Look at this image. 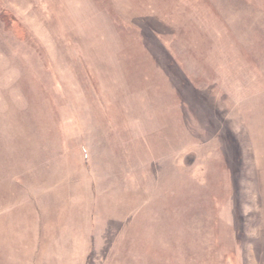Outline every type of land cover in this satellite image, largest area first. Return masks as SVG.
Returning <instances> with one entry per match:
<instances>
[{"label": "rangeland", "instance_id": "rangeland-1", "mask_svg": "<svg viewBox=\"0 0 264 264\" xmlns=\"http://www.w3.org/2000/svg\"><path fill=\"white\" fill-rule=\"evenodd\" d=\"M247 2L0 0V264H264Z\"/></svg>", "mask_w": 264, "mask_h": 264}, {"label": "crops", "instance_id": "crops-1", "mask_svg": "<svg viewBox=\"0 0 264 264\" xmlns=\"http://www.w3.org/2000/svg\"><path fill=\"white\" fill-rule=\"evenodd\" d=\"M248 1L246 5L252 9H257V8H263L264 10V4L261 2V0H246ZM264 17V16H263ZM254 24H252V27Z\"/></svg>", "mask_w": 264, "mask_h": 264}]
</instances>
